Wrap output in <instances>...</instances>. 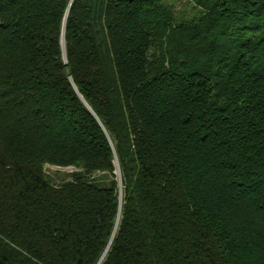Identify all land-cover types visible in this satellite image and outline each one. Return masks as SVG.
<instances>
[{"label":"trees","instance_id":"obj_1","mask_svg":"<svg viewBox=\"0 0 264 264\" xmlns=\"http://www.w3.org/2000/svg\"><path fill=\"white\" fill-rule=\"evenodd\" d=\"M188 1L0 0V264H264V0Z\"/></svg>","mask_w":264,"mask_h":264},{"label":"rangeland","instance_id":"obj_2","mask_svg":"<svg viewBox=\"0 0 264 264\" xmlns=\"http://www.w3.org/2000/svg\"><path fill=\"white\" fill-rule=\"evenodd\" d=\"M170 3L171 9L176 17L189 18V14L196 13V10L191 6L188 0H167ZM44 170L46 175L54 182L59 183L65 179H69V174L73 170L72 167H61L54 165H45Z\"/></svg>","mask_w":264,"mask_h":264}]
</instances>
